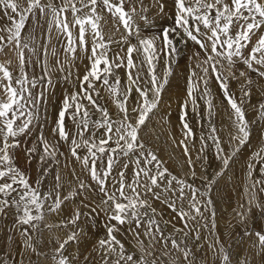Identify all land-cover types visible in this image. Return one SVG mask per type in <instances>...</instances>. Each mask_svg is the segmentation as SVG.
<instances>
[{"label":"snow or ice","instance_id":"6c2138e0","mask_svg":"<svg viewBox=\"0 0 264 264\" xmlns=\"http://www.w3.org/2000/svg\"><path fill=\"white\" fill-rule=\"evenodd\" d=\"M154 6L158 8V15L165 14L164 0H154ZM174 7V27L143 36L136 17L139 16L145 24L154 23L146 14L148 8L143 0H0V12L3 13L0 19L6 20V23L0 24V53L7 55L6 48L14 53L15 70L18 72V75H14L12 59L0 61V217L6 218L14 209L13 230L18 229L21 238L17 258L13 260L9 252L5 259H0V264H9V261L24 264L28 252L46 257V253L36 246L38 242H34L32 234L44 223L45 214L59 215L65 202L94 191L102 194L99 203H85L82 199L71 216L55 225L44 223L48 229L69 228L71 225L62 241L56 238L58 247L53 250L51 258L54 264H90L91 253L85 255L83 261L79 260L78 255L65 253L70 243L76 244L78 251L82 240L88 237L86 228L80 226L81 220L86 218L94 226L96 217L101 214L105 217L106 234L93 246L99 264H179L181 257L184 264H196L195 253L188 246V240L199 241L200 228H208L209 223L213 232L217 227L216 213L210 210L212 199H202L208 197L216 181L205 177L208 191L200 192L187 179L172 174L164 161L146 146L140 135L141 129L159 107L168 77L172 75L171 61L177 53L172 35L192 41L203 52V57L201 51L193 54L199 60L196 68L200 69L201 74L197 75L192 70L188 78L187 98L181 104L183 135L186 140L195 138L188 115L189 110L197 116L201 115L197 93L199 99L205 101L208 116L214 114L209 81L215 78L232 110L230 119L235 131L229 135L231 152H225L217 129L211 122L209 134L205 137L202 133L199 140L201 153L207 148V140L213 142L222 162L217 176L223 175L251 136V124L254 122L246 119L245 106L250 102L255 81L248 72H254L264 79V0H174ZM105 13L112 19L110 31L119 33L121 27L124 29L118 39L114 35H108L106 39L104 28L108 21L105 20ZM30 17L37 24V17L45 20L49 41L53 28L57 38H66L64 52L67 57L64 62L56 60V70L63 72L65 63L71 64L77 59L78 50L85 53L90 61L85 74L77 77L80 90L65 96L52 132L59 140L68 143L71 156L80 162L94 182L95 189L92 184L77 177V191L62 193L61 177L56 175L54 188L42 193L39 187L41 180H37L34 187L15 164V149L20 147L18 137L31 133L33 122L39 115L37 105L53 86V68L47 60L26 58V49L32 54L36 52L31 47L35 43L32 33L22 34ZM132 38H136L135 44L131 43ZM112 44L121 45L125 55L116 53L110 58L108 53ZM134 54L142 59H135ZM52 55H56L55 49ZM161 59L165 61L163 76L156 72ZM36 63L43 68L39 78L30 76L26 70ZM238 64H243L248 72L240 70L237 76ZM145 66L148 79L141 75ZM120 68L126 70L127 83L123 86L117 74ZM70 76L71 71L64 79L68 80ZM240 78H243L241 95L237 97L229 88V82ZM38 83L45 87L34 92ZM101 89L106 90L113 99L118 109L117 118H113L109 110L98 103ZM133 92L136 93L135 102L129 107ZM254 107L259 120H264V103ZM97 114L98 118L93 119ZM66 119L72 122L74 129H68ZM37 139L43 148L39 159H54L57 156L56 145L47 140L43 133ZM180 145L184 149L191 177L195 180L197 177L189 145L184 140L180 141ZM81 150H84V155L80 154ZM36 151L37 148L33 146L26 150V155L31 157ZM117 157L125 162L121 164V170L114 174L115 166L120 162ZM197 159H200L199 155ZM130 167L131 178L127 175ZM245 169L247 198L245 204L240 205L244 210L237 212L238 222L245 225L244 235L254 238L252 248L255 256L264 258V232H252L247 228V220L253 209L264 213V202L259 198V193H264V146L252 153L245 163ZM47 171L45 168L43 174ZM257 171L259 176L256 175ZM185 189L190 190V197ZM153 201H159L174 212L183 223V228H177L171 220H163V213L153 206ZM185 201L187 210L184 208ZM82 208L87 211H82ZM206 212L209 213L207 217ZM190 221H196L197 225L186 230ZM162 223L165 226L172 224L173 232L167 233ZM121 234L132 237L134 250L126 247L119 238ZM7 241L9 244L15 243L11 235ZM196 247L202 249L203 245L197 244ZM208 247L213 257L219 259V264H232L230 252L219 236ZM28 259L31 264V257ZM201 264L207 262L201 261ZM237 264H252V257H245ZM261 264H264V259Z\"/></svg>","mask_w":264,"mask_h":264},{"label":"rangeland","instance_id":"374dc122","mask_svg":"<svg viewBox=\"0 0 264 264\" xmlns=\"http://www.w3.org/2000/svg\"><path fill=\"white\" fill-rule=\"evenodd\" d=\"M147 2L143 0L144 6L148 8L146 14L154 23L151 25L145 24L140 20L139 16L136 17V21L140 26V31L143 36H151L160 33L165 28L174 27V0H164L165 14L163 15L157 14L158 8L154 6V0H148ZM104 15L105 20L108 21L107 26L104 28L106 39L108 35H114V38L118 39L120 34L124 32V29L121 27L119 33L114 32V30L110 31L112 29V19L106 13ZM0 17H3L2 12H0ZM37 19L39 20V24L30 17L22 33L23 35H27L31 32L35 38V43L31 44V47L36 49L35 54L29 53L26 49L25 55L26 58L30 56L33 61L47 60L48 65L53 68V86L45 92L43 101L37 105L39 115L38 119L33 122L31 133L18 137L21 143L20 147L15 149V164L25 173L34 187L36 186V181L41 180L39 187L42 193L54 188L56 184V175L61 177L60 183L62 185V193L77 191V184L79 183L77 177L84 180L86 183L92 184L93 189H95L96 186L94 182L90 180L80 162L71 156L68 143L59 140L52 132L58 111L62 106L65 96L73 91L80 90V81L77 77H82L85 74L86 69L90 66V61L86 58L85 53L78 50L77 59L71 64L65 63L63 72L56 70V60L59 59L61 62H64L67 57V54L64 52L66 38H57L56 30L53 28L52 37L49 41L46 34L47 24L45 20L39 17H37ZM3 23H6V20L0 19V24ZM101 23L103 24L104 21ZM172 38L177 48V53L171 61L172 75L168 77V83L162 93V100L159 107L151 114L145 126H142L140 133L141 138L146 146L164 161L165 166L172 174L187 179L189 183H193L195 187L199 188L200 192L208 191L205 187V177L216 181V183L212 185V190L209 192L208 197H203L202 199H212L213 205L210 210H214L216 213L215 221L217 227L213 232L210 230L211 225L209 223L208 228H200L201 239L199 241H193L191 238L188 240V246L191 247L195 253L196 264H201V261H206L207 264H213L214 259L215 264H219V259L213 257V253L208 247L209 243L214 242L216 236H219L224 247L230 252L232 264H237L239 260L245 257H252V264H261L264 258L255 256V250L252 248V240L254 238L244 235L245 225L238 222L239 217L237 216V212H242L244 210L240 205L245 204L247 198L245 194V184L248 183V181L245 176V163L249 160L254 151L264 146V120H259L257 110L254 107L258 106L260 103H264V79H260L254 72H248L243 64L237 65V76L240 70H244L248 72V75L255 81V84L252 86L250 102L245 106L246 119L254 123L251 124L249 142L241 147L240 152L230 162L229 168L224 171L223 175L217 176V173L222 169V162L217 156L213 142L207 140V148L201 153V142L199 137L202 133L207 137L209 134V122H211L217 129V134L222 141V147L225 149V152L230 153L229 135L235 131L232 120L230 119L232 110L215 78H212L209 81V87L211 89V99L215 106L214 114L211 117L208 116L205 101L199 99V93H197L196 95L200 105L198 111L201 115L197 116L189 110L188 121L195 133V138L194 140L185 139L180 120L182 115L181 104L187 98V85L190 72L195 70L197 75L201 74L200 69L196 68V64L199 60L193 55L194 52L201 50L192 41H186L175 34L172 35ZM136 42V38H132L131 43L135 44ZM110 47L111 51L108 53L110 58L114 57L116 53H119L121 56L125 55V51H122L121 45L112 44ZM123 47L126 50V45ZM53 49L56 51L55 56L52 55ZM5 52L7 55L0 53V61L12 59L14 75H18V72L15 70L16 57L14 53L9 52L7 48ZM88 54H90V52ZM202 57L203 52L201 51V58ZM134 58L137 60L142 59L141 56H137L136 54H134ZM101 67H103V65H101ZM164 69L165 61L161 59L157 64L156 72L160 76H163ZM26 70L30 76L35 75L38 78L43 74V68L40 63L28 66ZM69 71H71V76L68 80H65L64 77ZM125 72L126 70L124 68L117 70V74L121 79V86L127 83ZM141 75L144 79H148L147 66L142 70ZM193 79L195 80V77ZM242 82L243 78L230 80L229 82V88L237 97L241 95L240 88ZM44 87V84L38 83L37 88L33 91H41ZM200 91H203L202 84L200 86ZM132 97L133 99L129 107L135 102V92L132 93ZM85 103L87 102L85 101ZM98 103L106 107L113 118H117L118 109L106 90L101 89ZM96 118H98V114L93 116V119ZM65 122L68 129H74L70 120L66 119ZM41 133H43L44 137L52 144L56 145L57 156L54 159L49 158L46 161H41L39 159L43 154L42 145L37 139ZM181 140H184V142L189 145L197 177L195 180L192 179L189 172L187 158L184 155L183 147L180 145ZM33 146L37 148V151L29 157L26 155V150ZM60 153L63 154L61 155ZM80 154L84 155V150H81ZM198 155L200 159H197ZM117 159H119L120 162L115 166L114 174L121 170L120 166L125 162L119 157H117ZM148 167L152 166L148 165ZM45 168H47L48 171L46 174H43ZM127 175L131 178V167L127 170ZM256 175L259 176L258 171ZM185 191L190 197V190L185 189ZM101 195L102 194H99L97 191H94L75 197L65 202L63 210L59 215L46 213L44 223L55 225L60 220L71 216L73 209L80 205L82 199L85 203L91 201L99 203ZM259 198L261 202H264V193H259ZM153 206L163 213V220H171L172 224L177 228H183V223L166 205L159 201H153ZM187 207V202L185 201V210H187ZM81 210L87 211V209L83 208ZM208 215L209 213L206 212L205 216L207 217ZM14 219V209L8 213L6 218L0 217V259H5L7 254L11 252L13 260H15L17 254L20 252L19 245L21 238L18 229L13 230ZM197 220H199V218H197ZM104 222L105 217L103 214L96 217L94 226L92 223H89L86 218L82 219L80 226L86 228L88 237L82 240L78 247V251L77 245L70 243L67 246L65 255H78L79 260L83 261L84 256L91 253L90 264H99V258L96 252L93 251V246L97 243L98 239L105 237ZM44 223L40 225L38 231H34L32 234L34 242H38L36 246L40 251L46 253V257L37 256L28 252L24 257V264H29V256L31 257V264H54L51 258L54 255L53 250L58 247L56 238L62 241L71 228V225H69V228L53 227L48 229L44 227ZM172 224L165 226L162 223L161 226L165 227L167 233H171L173 232ZM196 225V221H190L189 229L186 230H190ZM247 228L252 232H264V213H261L258 209H253V212L249 215L247 220ZM9 235L13 237L15 243L9 244L7 241ZM119 238L125 242L129 250H134L132 248L134 241H132L130 235L121 234ZM177 238L180 237L178 236ZM197 244L203 245V248L197 249ZM9 264H13V261H9ZM179 264H184L182 257Z\"/></svg>","mask_w":264,"mask_h":264},{"label":"bare ground","instance_id":"6f19581e","mask_svg":"<svg viewBox=\"0 0 264 264\" xmlns=\"http://www.w3.org/2000/svg\"><path fill=\"white\" fill-rule=\"evenodd\" d=\"M147 1H148V0H146V2H147ZM149 1H150V0H149ZM151 1H152V0H151ZM166 1H167V0H166ZM147 3H148V2H147ZM149 4H150V3H149ZM149 4H148V5H149ZM171 17H172V16H171ZM169 19H170V18H169ZM170 22H171V21H170ZM172 24H173V23H172ZM168 28H169V27H168ZM147 29H148V28H147ZM186 47H187V46H186ZM114 107H115V106H114ZM20 143H21V142H20Z\"/></svg>","mask_w":264,"mask_h":264}]
</instances>
